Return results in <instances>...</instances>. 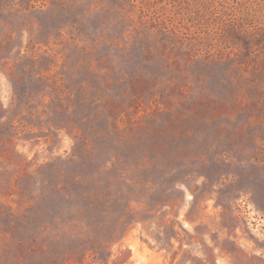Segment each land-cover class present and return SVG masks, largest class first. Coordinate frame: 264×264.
Here are the masks:
<instances>
[{
	"label": "rangeland",
	"instance_id": "374dc122",
	"mask_svg": "<svg viewBox=\"0 0 264 264\" xmlns=\"http://www.w3.org/2000/svg\"><path fill=\"white\" fill-rule=\"evenodd\" d=\"M0 264H264V0H0Z\"/></svg>",
	"mask_w": 264,
	"mask_h": 264
}]
</instances>
